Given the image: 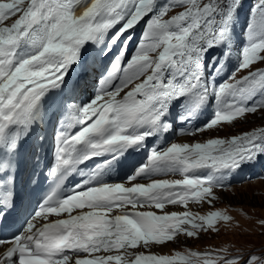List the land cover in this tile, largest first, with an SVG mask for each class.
Returning a JSON list of instances; mask_svg holds the SVG:
<instances>
[{
    "label": "snow or ice",
    "instance_id": "1",
    "mask_svg": "<svg viewBox=\"0 0 264 264\" xmlns=\"http://www.w3.org/2000/svg\"><path fill=\"white\" fill-rule=\"evenodd\" d=\"M90 47L117 54L85 100L66 76ZM49 111L59 122L51 185L12 237L0 238V264H264V245L259 253L141 250L218 232V222L233 219L226 211L166 206L211 205L214 189L264 156V127L147 148L177 129L195 136L264 112V0H0V221L15 205L20 150ZM130 150H146L144 162L107 182ZM95 158L102 162L85 171ZM73 175L80 182L65 189ZM168 175L181 178L136 182Z\"/></svg>",
    "mask_w": 264,
    "mask_h": 264
},
{
    "label": "rangeland",
    "instance_id": "2",
    "mask_svg": "<svg viewBox=\"0 0 264 264\" xmlns=\"http://www.w3.org/2000/svg\"><path fill=\"white\" fill-rule=\"evenodd\" d=\"M248 3H252V0H248ZM246 13L247 8H245L244 13L241 15L240 24L237 25L236 29L237 32H240L246 20ZM233 63H235L234 58ZM243 74L244 73H240V75ZM257 127H264V112L248 115L247 119L241 118L232 124L225 123L222 127L216 130L206 131L203 134L178 137L176 141L203 142L217 136L228 137L231 135H238L244 131H249ZM177 177V179L181 178L180 176ZM175 178L174 175L167 179L171 180ZM214 192L218 199L214 200L211 205L206 202L194 203V205L190 203L187 209L183 206L181 209L171 206L175 208L168 209V212L177 209L180 211L176 212L189 210L199 215H206L209 211H226L233 219L230 222H218V232L208 230L206 232H201L198 237L181 236L174 243L169 242L163 246H154L150 250H141H152L161 252L160 254L162 255H171L175 251L183 252L188 249L202 252L214 245H218L230 248H254L256 252H260L261 246L264 245V179H256L233 185L222 191L214 189Z\"/></svg>",
    "mask_w": 264,
    "mask_h": 264
},
{
    "label": "bare ground",
    "instance_id": "3",
    "mask_svg": "<svg viewBox=\"0 0 264 264\" xmlns=\"http://www.w3.org/2000/svg\"><path fill=\"white\" fill-rule=\"evenodd\" d=\"M83 9H78L77 10V14H80V12L82 11ZM198 135V134H197ZM179 140V139H178ZM192 141V140H191ZM177 142V141H176ZM182 142V141H181ZM183 142H185V141H183ZM193 142V141H192ZM167 178H169V177H166V178H158V179H167ZM145 183H148V182H145ZM52 218H54V216L53 217H49V219H52ZM39 222H42L41 220L39 221ZM4 250V248L3 247H0V253L2 252Z\"/></svg>",
    "mask_w": 264,
    "mask_h": 264
}]
</instances>
